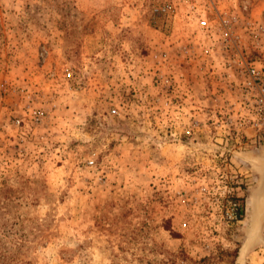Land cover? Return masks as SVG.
<instances>
[{
  "label": "rangeland",
  "instance_id": "1",
  "mask_svg": "<svg viewBox=\"0 0 264 264\" xmlns=\"http://www.w3.org/2000/svg\"><path fill=\"white\" fill-rule=\"evenodd\" d=\"M259 151L264 0H0V264H264Z\"/></svg>",
  "mask_w": 264,
  "mask_h": 264
},
{
  "label": "water",
  "instance_id": "2",
  "mask_svg": "<svg viewBox=\"0 0 264 264\" xmlns=\"http://www.w3.org/2000/svg\"><path fill=\"white\" fill-rule=\"evenodd\" d=\"M235 155L241 159L242 161L246 162L253 173L256 175V183L254 187L249 191L248 194V200H249V208L253 210L251 211V216L254 215V212L256 214V239L252 240L250 244H247L248 241V233L246 236V239L244 243L241 246L240 249V256L239 261L242 260L244 253L250 246H254L258 244L264 236H262V227H264V151H259L257 153H250V154H239L235 153ZM259 201V202H257ZM258 208H257V203ZM255 210V211H254ZM251 225V224H249ZM248 230V225H247Z\"/></svg>",
  "mask_w": 264,
  "mask_h": 264
},
{
  "label": "bare ground",
  "instance_id": "3",
  "mask_svg": "<svg viewBox=\"0 0 264 264\" xmlns=\"http://www.w3.org/2000/svg\"><path fill=\"white\" fill-rule=\"evenodd\" d=\"M259 202V201H257ZM256 202V203H257ZM254 207L249 208V212H248V216H249V221H248V230L251 231V235L248 236V241H247V244H250V242L254 239H256V228H255V223H256V214H257V211L256 213L254 212V215L251 216L250 214H252V210H253ZM257 208H258V203H257ZM255 211V210H254ZM251 224V225H249Z\"/></svg>",
  "mask_w": 264,
  "mask_h": 264
},
{
  "label": "built area",
  "instance_id": "4",
  "mask_svg": "<svg viewBox=\"0 0 264 264\" xmlns=\"http://www.w3.org/2000/svg\"><path fill=\"white\" fill-rule=\"evenodd\" d=\"M249 71H250L252 74H256L254 68H249ZM256 80H257V78H255L253 81H256ZM251 83H252V82H250V84H251Z\"/></svg>",
  "mask_w": 264,
  "mask_h": 264
}]
</instances>
